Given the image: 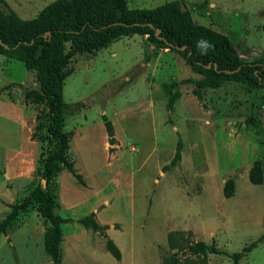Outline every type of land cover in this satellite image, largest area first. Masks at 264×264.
Listing matches in <instances>:
<instances>
[{
	"label": "rangeland",
	"instance_id": "obj_1",
	"mask_svg": "<svg viewBox=\"0 0 264 264\" xmlns=\"http://www.w3.org/2000/svg\"><path fill=\"white\" fill-rule=\"evenodd\" d=\"M4 1L20 18L30 19L51 0ZM125 1L129 8H152L171 0ZM182 1L195 23L226 36L243 61H251L254 52L264 53V0ZM68 67L62 86L66 117L80 110L85 115L76 121L92 126L89 151L99 178L85 188L78 183L81 178L73 179L79 205L74 213H56L83 215L90 208L87 201L109 197V206L98 218L118 220L113 226L120 231L114 238L123 252L121 261L106 249L100 252L103 257L92 258L85 249L96 242L87 231L78 235L81 242L73 259L83 264H130L132 237V242H143L136 248L139 256L134 255L141 264L199 262L201 257L185 248H168L167 233L177 231L183 237L175 242L202 241L219 250L205 253V264H231L230 254L251 243L255 246L237 264H264V88L246 90L234 81L215 88L196 85L188 80L201 82L202 76L178 53L153 48L137 34L122 36L92 53H77ZM37 89L33 71L0 55V147L24 143L15 112L21 109L30 116L27 121L39 152L47 147L41 141L44 105L25 96ZM102 115L114 123L121 141L109 154L102 147ZM113 135L112 129L111 144ZM178 138L180 158L172 164ZM255 162L258 184L248 176ZM35 169L36 164L31 183L28 179L0 183V220L37 182ZM228 179L233 192L226 198L222 188ZM45 225L33 206L21 213L0 238V264H51L43 247ZM105 227L91 229L103 244L109 239ZM68 261L64 259L75 264Z\"/></svg>",
	"mask_w": 264,
	"mask_h": 264
},
{
	"label": "trees",
	"instance_id": "obj_2",
	"mask_svg": "<svg viewBox=\"0 0 264 264\" xmlns=\"http://www.w3.org/2000/svg\"><path fill=\"white\" fill-rule=\"evenodd\" d=\"M132 34L145 36L153 48H167L178 53L202 76L201 82L188 80L196 85L215 88L234 81L246 90L264 88V53H253L251 61H243L226 36L195 23L182 0L167 1L152 8H129L125 0H51L30 19L20 18L0 0V55L21 62L26 70L34 72L38 89L30 90L25 96L44 105L45 134L38 140L47 144L36 161L37 182L30 184L20 201L10 205L9 212L0 220V234L33 206L46 223L42 239L51 264H62L60 224L67 221L56 213L58 203L53 177L63 167L80 179L68 151L71 132L63 128L68 114L62 99V86L70 72L68 64L77 53H92ZM102 120L111 142L112 126L103 115ZM31 137L35 139L34 132ZM180 149L178 138L170 163L179 160ZM248 176L252 183L261 182L258 162L252 165ZM232 192L233 183L228 179L222 194L228 198ZM77 221L94 231L101 228L92 213ZM166 237L169 249L185 248L189 254L201 257L199 262L190 261L192 264H205L202 259L205 253L219 252L213 244L202 241L175 242L177 238L182 239L181 232L170 231ZM104 246L114 259L120 258L118 248L110 239H105ZM254 246L255 243H251L230 254L231 264H237ZM174 262L175 259L172 264Z\"/></svg>",
	"mask_w": 264,
	"mask_h": 264
},
{
	"label": "crops",
	"instance_id": "obj_3",
	"mask_svg": "<svg viewBox=\"0 0 264 264\" xmlns=\"http://www.w3.org/2000/svg\"><path fill=\"white\" fill-rule=\"evenodd\" d=\"M48 2L44 3L42 7ZM15 12L17 13V11ZM5 107H7L6 104ZM149 108H151V103H149ZM15 112L17 113L16 116L18 117L19 126L22 130V132H19V134H21V142L23 139L24 143L18 144L13 147H0V183L11 182L17 184L22 181L25 182L27 179V182H30L33 179L32 173L34 171V167L39 154V142L36 139L30 138L32 129L31 125L28 124L27 121L30 116L22 109L19 112ZM84 115V112L78 110L74 111L72 114H70V116H67L64 119V125H66L67 123L69 125L68 129L66 130L71 132L68 151L73 161V168L75 172L80 176L82 183H80L67 169L63 167H60V169H58L55 176L53 177V189L58 203L56 212L60 210L69 212V214L74 213L75 208H77V206L79 205L77 201V199L79 198V192L76 186L73 184V179L78 181V183L83 185V187L85 188L90 183L93 185L94 182L99 178V175L96 174V170L94 168L96 163L95 156L89 151L91 132H93L92 126H90L87 122L81 123L76 121L77 117H84ZM31 120L33 119L31 118ZM109 122L114 132V142L112 144L108 142L105 128L102 138V147L105 151H107L108 154L110 153V150H113V152H115V149L119 147V144H121L120 139L116 135L114 123L110 120ZM114 157L116 158L115 155ZM87 202L90 208L83 215L72 216L64 214L63 216H60L67 219L66 222L60 224V252L62 263L67 264L64 263V259H70L71 261H68V263L83 264L73 259L72 255L76 249L79 250V242H81V240L79 239L78 235L80 233H87V231H89L91 240L93 242H96V246H91V248L85 249V252L94 259H99V256L103 257L102 253L104 252L102 251V249L105 248L103 246V242L98 240V237L96 236L97 232L92 231L89 227H85L77 221L79 218L90 213L93 214V219L98 225L106 226L104 233L118 248L120 258L117 261H121L123 259V252L120 250L118 242H116L114 238V235L116 234V232H119L120 229L113 226L115 222H118V220L114 218L100 220L98 218L99 212L105 210V208L109 206V197L108 199H106V197H103L101 199H98L97 201ZM3 235L4 234H1L0 238ZM130 241L131 242H129L128 245L130 264H141L137 259H134V255L137 254V256H139V250H137L136 248H139L143 242H132V237H130ZM63 242H66V244H63ZM100 252L102 253L100 254ZM104 257L106 256L104 255ZM94 259L93 262H95Z\"/></svg>",
	"mask_w": 264,
	"mask_h": 264
},
{
	"label": "built area",
	"instance_id": "obj_4",
	"mask_svg": "<svg viewBox=\"0 0 264 264\" xmlns=\"http://www.w3.org/2000/svg\"><path fill=\"white\" fill-rule=\"evenodd\" d=\"M129 150L134 151V147L132 145L129 146Z\"/></svg>",
	"mask_w": 264,
	"mask_h": 264
},
{
	"label": "water",
	"instance_id": "obj_5",
	"mask_svg": "<svg viewBox=\"0 0 264 264\" xmlns=\"http://www.w3.org/2000/svg\"><path fill=\"white\" fill-rule=\"evenodd\" d=\"M254 54H256L255 52H254ZM42 184H44V181L42 180Z\"/></svg>",
	"mask_w": 264,
	"mask_h": 264
}]
</instances>
